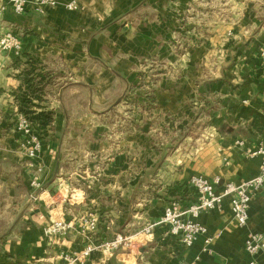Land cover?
<instances>
[{"label":"crops","instance_id":"obj_1","mask_svg":"<svg viewBox=\"0 0 264 264\" xmlns=\"http://www.w3.org/2000/svg\"><path fill=\"white\" fill-rule=\"evenodd\" d=\"M55 1L42 13L29 5L15 14L0 0L5 30L35 33L20 38L21 55L0 56V104L19 109L24 93L33 111L51 112L38 131L42 192L30 217L22 209L10 216V207L29 201L16 180L33 192L27 159L13 136L1 153L0 163L26 169L0 174V264H59L60 253L116 234L130 244L110 256L95 251L83 264H264V251L251 257L244 249L248 231L264 232V186L250 201L246 227L227 196L199 214L207 234H219L207 251L204 236L186 247L162 225L144 242L134 236L169 202L195 201L190 176L241 183L258 174L261 156L247 150L264 143V0H232L241 16L230 22L229 0H78L72 11L63 7L69 0ZM180 58L188 64L175 73L169 65ZM202 62L218 64L203 73L195 65ZM112 108L129 119L108 120ZM88 214L97 226L86 236L80 228ZM59 219L68 229L48 238L45 229Z\"/></svg>","mask_w":264,"mask_h":264},{"label":"built area","instance_id":"obj_2","mask_svg":"<svg viewBox=\"0 0 264 264\" xmlns=\"http://www.w3.org/2000/svg\"><path fill=\"white\" fill-rule=\"evenodd\" d=\"M15 14H22L30 5L31 8L42 13L46 7L56 5L55 0H6ZM66 10H76L79 7L78 0H69L63 3ZM22 49L21 40L10 30L0 29V50L18 54ZM261 57L264 58V45L261 49ZM37 124L27 116L20 114L16 121V130L20 134V148L27 159V166L30 171L29 186L32 190H40L42 181L40 174L42 165L38 162V155L41 151V140L36 130ZM235 144L242 145L241 139H236ZM249 155H260L261 163L256 176L241 183L223 181L220 177L207 178L202 175H192L188 184L195 190L196 199L193 202L183 204L181 200L169 202L159 219L147 223L140 232L136 233L139 242H144L151 235L156 225L164 226L167 233L177 238L182 245L191 246L196 239L204 236L203 251L216 235H208L207 227L197 220L199 214L206 210L221 207L224 197L230 199V209L233 218L239 227H246L249 219V204L257 190L264 186V143H260L254 151L247 150ZM219 187V190L217 189ZM76 200V197L71 196ZM97 218L88 214L80 228L83 235H89L96 229ZM68 229V223L64 219L54 220L45 229L48 238L62 234ZM130 244V237L116 234L111 240H104L100 243H87L80 251L63 252L57 256L59 264H83L86 259L95 251H102L106 256L113 254L121 246ZM244 249L251 256L256 257L264 251V232L248 231L244 239ZM250 264H255L252 260Z\"/></svg>","mask_w":264,"mask_h":264},{"label":"rangeland","instance_id":"obj_3","mask_svg":"<svg viewBox=\"0 0 264 264\" xmlns=\"http://www.w3.org/2000/svg\"><path fill=\"white\" fill-rule=\"evenodd\" d=\"M234 1H236L235 4H237V0H234ZM224 2H225L224 0H217L216 1L217 6L224 5ZM233 5H234V2H232V0H229V15H228L229 16V22L231 20H235L237 18V16L238 17L241 16L240 14L237 15L236 12L232 13V9H233L232 6ZM238 5H240V3H238ZM190 17H191L190 15H186L184 20L185 21H189ZM217 18H218L219 21L224 20L225 19V15L221 14V11L219 10V13H217ZM2 28L3 27L0 25V29H2ZM3 29L5 30L7 28H3ZM9 30L12 33H14L15 35H17V37H19V39L22 38V37H25L27 33L29 34L28 36L35 35L34 31L33 32L32 31H23V30H19V29H14L12 27H10ZM185 35L187 37L190 36V34H188V33H186ZM262 46L260 47V52H261ZM182 47L184 48V46H182ZM183 48H181V49L180 48H175V49H177L179 52L180 51L184 52ZM8 53L9 52L6 53V51L0 50V56H7V55H9ZM22 53H23V50L21 49V51L18 54H16V55H21ZM230 57H232V56L230 55L229 58H227V60L229 61L228 65H230L235 60V59L229 60ZM181 59L182 58H180V60L175 61V63H172V65H169L174 70L175 73H177V71H176L177 69H182V67H185L188 64L187 63V59L185 61H183ZM217 64H218V62L215 64V66L213 65V63L211 65L210 64L204 65V62H202V64H199V63L196 64L195 63L196 67H199L200 71L202 70L201 72H203V73L204 72H209V71H214ZM199 65H201L202 67H200ZM170 72L173 73L172 71H170ZM144 84L146 85L145 82H144ZM147 85H150V84H147ZM229 87L230 88H232V87L234 88V85L229 82ZM50 90H54L53 86H52V83H50V85L46 88L47 92H49ZM125 97H127V96H125ZM0 99H2V98H0ZM121 100H123L124 102H127L128 104L129 103L131 104L132 102H134L133 99L132 100H128L126 98H123ZM11 101H12V98H11ZM10 104L11 103H8V106L0 104V156H1L2 152L6 151V149H8L7 145H9V140L11 139V136H13L14 139L17 140V142L15 144V147H14L15 152H17V155L22 156L25 159V156H24V154H23V152H22V150L20 148L19 142H18L19 139H20L19 138L20 134L16 130V121H17L18 116L20 114H23L25 116H27V115L24 114L23 112H21L19 109H15L14 110V107H10L9 106ZM12 105L14 106L15 103L13 102ZM109 113H110L109 115H105L108 120H117V119H119V117L128 118L129 119V116H130V115H128L127 111L124 114H123V112L122 113H118L113 108L111 109V111H109ZM27 117L29 119H31V117H29V116H27ZM32 120H33V122L37 123V126H35L36 130L40 131V129L42 127H40V125L38 123L39 120H37V119H32ZM162 129H163L162 134L164 135V132L167 134L166 130L164 128H162ZM188 130H190V129H188ZM4 154H5V152H4ZM0 158H2V157H0ZM25 162H26V160H25ZM10 166H11V163H9L8 159L7 160H1V163H0V174H8V176L10 178L11 175L16 174L18 172V169H20L21 172H23V170L26 169L24 164H22L20 167L18 165H16V168L13 169V170L10 169ZM27 174H28V172H27ZM15 180H16V178H15ZM16 181H18V184H15L16 185V191L19 192L21 195L24 194V192L26 191V198L25 199H29V201L28 202L24 201V198H23V200L20 199L21 202L17 206L10 207L11 208L10 216L13 217L14 213H17L18 209H20V210L22 209L21 213H23V214L27 215L28 217H30L31 214L33 215L35 213V209L37 207V203H35L36 201L34 199L42 191L38 190L36 192L37 193L36 194V193H33L34 190L31 189L33 191L31 193V192H29L30 190L28 189V186L26 185L27 182L26 183L23 182L21 178H20V180L17 179ZM62 193L65 194V191H62ZM46 201H47L46 203H49L51 201V199H50V197L48 195L46 196ZM15 203L16 202H14L13 204H15ZM12 208H14V209H12ZM12 210H13V212H12ZM140 231L141 230H138L136 233H138ZM134 236H135V234H134ZM137 240L138 239H136V241Z\"/></svg>","mask_w":264,"mask_h":264},{"label":"trees","instance_id":"obj_4","mask_svg":"<svg viewBox=\"0 0 264 264\" xmlns=\"http://www.w3.org/2000/svg\"><path fill=\"white\" fill-rule=\"evenodd\" d=\"M17 99L19 101V110L23 112L24 114H26L27 116L31 117L30 120L32 119L39 120L38 123L40 127H43L45 123L48 121V119L50 118L51 112L49 111V112L36 113L35 111H33L31 109V104H30L31 100L27 94L22 93L19 96H17Z\"/></svg>","mask_w":264,"mask_h":264}]
</instances>
